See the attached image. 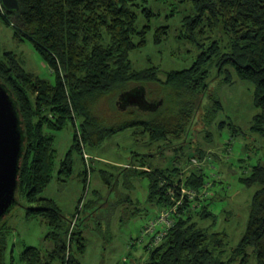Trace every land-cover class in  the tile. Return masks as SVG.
I'll return each mask as SVG.
<instances>
[{
    "label": "trees",
    "instance_id": "obj_1",
    "mask_svg": "<svg viewBox=\"0 0 264 264\" xmlns=\"http://www.w3.org/2000/svg\"><path fill=\"white\" fill-rule=\"evenodd\" d=\"M17 2V11H5L16 26L14 36L29 41L55 76V82L49 83L26 72L10 53H5L6 63L0 61V82L12 96L23 132L16 192L29 204L25 208L27 217L43 219L50 229L46 238L53 242L52 251L45 252L43 258L39 249L28 247L20 260L24 264H81L87 241L83 229L66 219L52 201L39 197L53 173L55 150L53 135L48 131L61 130L68 122L76 125L78 120L79 135L74 130L70 153L100 148L109 137L121 132L131 133L137 142L145 139L149 146L176 141L175 145L156 150L157 156L165 151L172 154L164 168L160 164L147 165V157L159 161L149 152L135 154L140 157L136 166L124 167L132 169V175L147 178L146 202L158 208L143 230L148 237L142 249L145 259H134L129 264H248L251 257L256 264H264L263 162L257 160L247 174L238 178L243 187L258 190L250 202L245 232L223 260L226 235L213 231L218 228L220 202L224 199L218 193L222 191L221 183L213 175L217 161L193 145L199 135L206 137L208 131L204 128L216 121L223 108L220 99L207 94L213 83L216 88L221 86L216 77L208 81L209 73L204 67L214 58L218 60L217 74H226L223 83L232 82L224 70L227 65L237 80L253 86L256 114L249 129L264 138V0H173L189 5L191 10L181 22L179 39L195 40L193 33L200 28L202 33L222 32L230 37V42L228 52L221 54L219 42L210 41L211 45L188 69L166 72L163 80L158 76L159 69L135 71L129 60L131 52L146 45V36L152 31L150 23L157 17L143 7L144 0ZM139 16L146 22L141 27ZM168 30L167 26L156 28L154 43L164 40ZM151 85L160 90H147ZM136 86L144 87L146 99L161 102L160 106L152 112L132 108L113 126L106 127L97 110L100 102L109 96L118 99ZM147 92L154 97L150 99ZM203 101H207L201 119L203 129L193 132ZM43 110L48 112L42 116L44 122L40 121ZM217 127L220 131L228 128L231 132L233 128L239 132L231 123H219ZM184 146L190 151L189 156L184 154ZM177 154L182 160L174 159ZM69 155L60 164L59 175L71 174ZM239 161L242 165L243 159ZM193 163L195 168H191ZM3 248L2 243L0 264L4 260ZM248 250H252L251 255Z\"/></svg>",
    "mask_w": 264,
    "mask_h": 264
},
{
    "label": "rangeland",
    "instance_id": "obj_2",
    "mask_svg": "<svg viewBox=\"0 0 264 264\" xmlns=\"http://www.w3.org/2000/svg\"><path fill=\"white\" fill-rule=\"evenodd\" d=\"M144 1L143 7L154 12L157 17L150 23L152 31L146 36V45L129 55L133 70L141 71L155 67L161 71L158 76L163 80L166 72L188 69L198 58L197 56L204 53L211 45L210 41L219 42L221 54L228 52L230 37L219 31L210 34L204 30L202 33V29L198 28L194 29L195 40L178 38L181 22L191 12L189 5L173 0ZM10 18L0 7V61L6 63L5 53H10L26 72L54 83L55 76L49 65L32 44L14 36L16 26ZM145 24V19L139 16L138 26ZM163 26L169 28L167 36L159 44H155L154 31ZM216 61L218 60L214 58L204 67L209 73L208 81L216 77V82L220 81L218 85L221 86L216 88V84L213 83L207 94H214V99H220L223 108L218 113L216 121L204 128L208 131L206 137L204 134L199 135L193 145L196 149H204L207 157L217 161L213 175H216V179L221 183L222 191L218 190V193L224 199L220 202L222 207L219 210V229L213 228V231L224 232L226 235L223 255V260H226L245 232L250 202L258 190V187H243L238 183V178L247 174L257 160L264 164V138L255 136L249 129L252 117L256 114L252 105L253 86L237 80L233 70L227 65L224 66V70L229 74V81L232 82L223 83L226 74L223 72L217 74ZM142 88L145 90L144 87ZM149 88H154L156 92L160 90L157 85H151L147 90ZM147 94L150 99L154 97L148 92ZM159 97L156 96L154 100ZM105 98L100 102L97 110L101 112L106 127L117 123L127 110L138 109L123 104L119 107L118 99L114 96ZM31 102L35 104L33 97ZM202 105L200 113L196 115L193 132L203 129L201 119L205 114L204 107L207 106V101H203ZM152 111L147 110V112ZM47 113L46 110L42 111L40 121H45L42 116ZM219 123H231L239 129V132H234L233 128H231L232 135L228 128L220 131L219 126L217 127ZM78 125L79 121L76 120V125L75 122L74 124L68 122L61 130L48 131L53 135L55 150L53 173L50 183L39 197L52 201L66 219L78 223L83 229L87 241L86 251L80 258L81 264H126L125 262L129 264L134 259H137V262L141 259L142 262V259H145V256L142 257V249L148 241L143 230L149 225L158 208L146 202L147 178L132 175V169H124V167L136 166L140 157L135 154L149 152V155H153L159 161H152L147 157V165L156 167L160 164V167L164 168L167 157H171L172 154L165 151L163 155L157 156L156 150L175 145L176 141L174 143L171 141L170 143L173 144L169 145L156 143L157 145L149 146L147 140L138 138L140 140L137 142L131 133L121 132L109 137L110 139H107L100 148H83L82 153L75 150L70 153L74 130L79 135ZM68 154L71 158V174L59 175L60 164ZM184 154L189 156L190 151ZM174 159L182 160L179 154ZM240 159H243L242 165H239L240 161L238 163ZM195 167L193 163L191 168ZM27 207L29 204L23 196L16 193V204L0 220V246L2 243L5 246L2 264H24L20 260L21 254L28 247L39 249L42 258L45 252L53 249V242L46 238L50 232L47 224L40 217H27L25 209ZM247 253L251 255L252 250H248ZM248 264H256L254 257L250 258Z\"/></svg>",
    "mask_w": 264,
    "mask_h": 264
},
{
    "label": "water",
    "instance_id": "obj_3",
    "mask_svg": "<svg viewBox=\"0 0 264 264\" xmlns=\"http://www.w3.org/2000/svg\"><path fill=\"white\" fill-rule=\"evenodd\" d=\"M9 13L18 10L17 0H0ZM118 106L137 107L140 111L155 110L160 106L146 100L141 87L125 92L118 98ZM23 151V132L16 105L7 88L0 82V220L16 204L19 163Z\"/></svg>",
    "mask_w": 264,
    "mask_h": 264
},
{
    "label": "flooded vegetation",
    "instance_id": "obj_4",
    "mask_svg": "<svg viewBox=\"0 0 264 264\" xmlns=\"http://www.w3.org/2000/svg\"><path fill=\"white\" fill-rule=\"evenodd\" d=\"M147 100V99H146ZM148 101V100H147ZM149 102V101H148Z\"/></svg>",
    "mask_w": 264,
    "mask_h": 264
},
{
    "label": "built area",
    "instance_id": "obj_5",
    "mask_svg": "<svg viewBox=\"0 0 264 264\" xmlns=\"http://www.w3.org/2000/svg\"><path fill=\"white\" fill-rule=\"evenodd\" d=\"M86 165H87V163H86Z\"/></svg>",
    "mask_w": 264,
    "mask_h": 264
}]
</instances>
